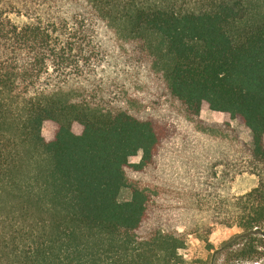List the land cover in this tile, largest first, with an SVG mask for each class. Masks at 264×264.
Segmentation results:
<instances>
[{
	"label": "trees",
	"instance_id": "trees-1",
	"mask_svg": "<svg viewBox=\"0 0 264 264\" xmlns=\"http://www.w3.org/2000/svg\"><path fill=\"white\" fill-rule=\"evenodd\" d=\"M263 223L264 0H0V264H183Z\"/></svg>",
	"mask_w": 264,
	"mask_h": 264
},
{
	"label": "rangeland",
	"instance_id": "rangeland-1",
	"mask_svg": "<svg viewBox=\"0 0 264 264\" xmlns=\"http://www.w3.org/2000/svg\"><path fill=\"white\" fill-rule=\"evenodd\" d=\"M144 80L138 81L135 85ZM199 119L207 123H220L223 121V115L208 109H201ZM230 125L236 135L246 144L250 145L251 133L242 124L231 121ZM225 144L230 152H234L229 141ZM140 153L130 157V163H137ZM260 175L242 172L235 175L224 192L221 194L227 197H239L258 185ZM219 194V192H218ZM130 198L128 188H123L118 196L120 202L127 201ZM259 233L243 232L238 228L226 229L223 225H215L210 234L204 236L202 231L189 235L186 240L185 248L180 250L183 264H264V223L260 226ZM229 234H240L236 238L231 248L222 250V246ZM251 253L254 255L250 257ZM258 257V258H256Z\"/></svg>",
	"mask_w": 264,
	"mask_h": 264
}]
</instances>
